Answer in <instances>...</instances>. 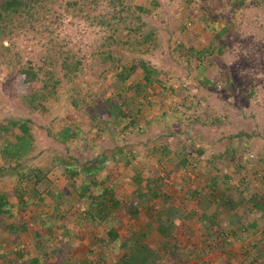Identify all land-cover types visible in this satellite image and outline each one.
<instances>
[{
    "label": "rangeland",
    "instance_id": "obj_1",
    "mask_svg": "<svg viewBox=\"0 0 264 264\" xmlns=\"http://www.w3.org/2000/svg\"><path fill=\"white\" fill-rule=\"evenodd\" d=\"M24 2L0 33V190L18 202L24 169L28 206L0 214V264H122L134 232L167 216L165 197L177 226L144 239L160 264H194L196 253L207 264H264V0ZM142 61L151 82L138 85L141 66L123 81L118 73ZM154 97L175 109L167 135L184 163L174 178L155 162L160 130H147ZM14 120L27 122L31 145ZM140 123L147 129L135 133ZM16 142L31 147L18 167L1 155ZM127 153L132 163H119ZM102 155L118 159L95 169L121 206L109 220H84L83 171ZM37 168L45 201L32 193ZM152 173L160 195L133 216L128 206ZM5 221L26 229L7 234Z\"/></svg>",
    "mask_w": 264,
    "mask_h": 264
},
{
    "label": "trees",
    "instance_id": "obj_2",
    "mask_svg": "<svg viewBox=\"0 0 264 264\" xmlns=\"http://www.w3.org/2000/svg\"><path fill=\"white\" fill-rule=\"evenodd\" d=\"M23 5H26L24 0H4L2 4H0V33H4L8 29L10 21L14 20V17L19 11H21ZM12 30L13 29L10 26L9 32H12ZM138 66L144 68L145 71L144 78L146 80V83L151 82L152 69L148 67L145 61H142L141 64H132L128 69L124 68V70L122 72H119L118 74L123 79V81H126L128 77H130V75L138 68ZM135 119L136 118L131 119V121L127 122V125L124 126V129L119 131L118 133L119 136H117L119 140L126 138L127 131L125 129L127 127L128 128L130 127L129 123H136ZM12 123L14 125L20 126L22 131L25 133L22 136L23 137L22 139H28L30 144L31 143V135L29 132L30 127L27 124V122L26 121L19 122L17 120H14L12 121ZM65 131L69 132V128H67ZM29 144L26 143V145L21 146L18 145V142H16L15 144L9 143L8 145L4 146L1 149L2 158L5 159V161H7L8 163H12V161L15 159L16 160L15 167H18L20 161H22V156L24 155V153H27L31 148L28 146ZM108 158L115 159L114 156L108 157L107 155H102L96 157L93 160L94 163L92 162L90 163V166L88 165L84 168L85 171L83 172H85V175L88 178V183L85 184L81 192H78L81 198L86 197L89 200V206L84 210V213L81 214V218H83L84 220L100 221V222L103 220L104 221L109 220L110 216L114 213V210L117 207L121 206V201L115 195L113 186H109V185L106 186L104 182L99 181L97 178L98 170L95 169V166L97 165V163L98 164L106 163V160ZM1 167L4 168L5 166L3 165ZM67 169L70 172L71 176H76L81 172L72 167H68ZM41 172H42L41 168H37L35 170L34 172L35 179L33 180L32 176L30 177L31 184L33 185L37 184L45 179V177ZM18 176H19V182H17L18 187L16 189L18 193L17 196L18 202L16 203L18 204L16 203L14 204V202L13 203L10 202L6 198L7 194H5L0 190V205L3 206V208H1L2 210L0 211V214L2 212L3 214L4 213L12 214L13 211L18 208V206H22V205L28 206V200H26L27 189L23 185V182L25 181L24 179L26 178L25 176H30V175L27 174V172L24 171V169H21L18 172ZM160 179L162 178L158 177L157 175H155L154 178L153 177L146 178L144 188L141 190V192H138L140 196L139 200L141 202L136 200V202H133L128 206L131 215L136 216L137 214H139L141 209L145 208L144 206L145 204L149 203L150 200H152L153 198L155 199L160 195L158 187L156 186L157 183H155L158 182V180ZM142 180L145 179L139 178L138 183H141L140 181ZM95 188L99 189L98 193L94 192ZM32 193L33 195L36 196L38 195V197L41 200L45 201V198L41 196L40 192L38 191L35 185L32 187ZM46 193L48 195L53 192L46 191ZM165 201L167 202V205L170 206V208L167 209V214H166L167 216L166 217L162 215L158 216L159 223L157 226H152V224L150 223L149 225L146 226L147 228H142L139 231L134 232V234L132 235L133 238L132 240H130L131 244L125 248L126 249L125 254L122 256L120 260L122 261V264H160V262H158L157 260V254H158L157 250L154 247H151L147 242H145L144 239L147 238L150 229L155 228L157 232L160 233L163 237H168L172 235V231L174 227L177 226L174 219L176 218L178 210L177 208H172L174 205H172L173 203L169 201L168 197H165ZM55 208L56 210L58 209V211H60V206H56ZM3 226L6 228L5 232L7 234L9 233L20 234L23 233L22 231L26 229L25 227L20 228V226L8 223L6 221L4 222ZM37 233L40 234L39 232ZM108 235L110 239L113 240H116V238H118V232L116 231L115 228H110L108 230ZM261 238L263 239V237ZM167 244H172V242L171 243L167 242ZM171 246L173 245H168L167 248ZM2 254L3 252L1 250V243H0V257L2 256ZM34 261L37 262L38 258H35ZM197 264H202V263L198 261Z\"/></svg>",
    "mask_w": 264,
    "mask_h": 264
},
{
    "label": "crops",
    "instance_id": "obj_3",
    "mask_svg": "<svg viewBox=\"0 0 264 264\" xmlns=\"http://www.w3.org/2000/svg\"><path fill=\"white\" fill-rule=\"evenodd\" d=\"M136 72H138L139 73V75H140V72H139V70H137ZM139 84L138 85H142L141 83H143V85H146L147 83H146V80H145V78L144 79H142L141 77L139 78ZM167 82V81H166ZM157 85V83H155V84H153V86H156ZM158 85L160 86H162V84H160V83H158ZM144 88H145V86H144ZM168 90V89H167ZM158 91H159V89H158ZM173 96V95H172ZM155 97H157V95L155 96ZM154 97V103H152L153 104V106L154 107H152L151 105L152 104H150V105H148L147 107L149 108V121L152 123L151 124V129L150 128H148L147 129V127L145 126V128H144V124L143 123H140V126H139V130L137 131V132H135V133H142V132H145L146 131V129L149 131V132H151V133H154V131H153V128H154V130H156V129H158V130H160V133L157 135V136H155V137H153V141L152 142H155V141H157V140H160L159 141V146H155L154 147V149H155V151H153L155 154H157V157H156V155L154 154V156L156 157V160H155V162L157 163V164H159V165H162V166H164V167H166L165 169L167 170V171H169L170 172V174L173 176V178H174V176H175V174L177 175H180L179 173H177L178 172V170H180V167L183 165V161L182 160H180V158H178V151L179 150H181V148H182V146H177V144H174L173 142H172V139H173V136L175 135V134H173V135H167V133H169L170 131V129H169V127H170V124H171V121H172V114H173V111L175 110L174 108H173V106H169L168 105V103L167 104H161V102H160V105H162V107L161 106H159L157 103H156V101L158 100H156V98ZM171 97V96H170ZM161 98H164V97H161ZM173 98V97H172ZM174 98H176V99H178L177 97H174ZM181 98V97H180ZM159 101V100H158ZM169 102H170V100H169ZM157 104V105H156ZM156 105V106H155ZM152 107V108H151ZM161 107V108H160ZM175 117V116H174ZM154 123V124H153ZM149 124V123H148ZM148 127H149V125H148ZM150 129V130H149ZM147 131V132H148ZM148 132V133H149ZM158 133V132H157ZM171 133V132H170ZM155 134V133H154ZM127 138H128V135L126 134V138L125 139H121V140H119L118 142L119 143H124V145H126L125 143H127L128 142V140H127ZM169 139V140H168ZM156 143V142H155ZM161 144V145H160ZM148 145H152L151 143H149ZM139 148V147H138ZM140 149V148H139ZM160 152V153H158V152ZM128 154V153H127ZM160 155V156H159ZM137 156H139V155H137ZM124 157H125V155H124ZM132 157H133V155H131V156H129V154L126 156V158H123V160L121 159V158H119V163H125L126 165H128V163L130 162V163H132L131 162V159H132ZM117 159V158H116ZM116 159H113V158H108L107 160H106V163H102V165H104V167L108 164V165H110V164H112V161L113 160H115V162L118 160H116ZM138 159V158H137ZM186 162H188L187 160H185ZM114 163V162H113ZM141 163H146V162H141ZM124 167H125V165H123ZM113 167V166H112ZM158 171V170H157ZM153 175H157L158 173H156V174H154V173H152ZM146 176H147V174H146ZM203 224V223H202ZM204 225V224H203ZM199 245H201L199 242H197V247L199 246ZM192 246L196 249V250H198L197 248H196V244L194 243V244H192ZM191 246V247H192ZM203 246H204V244H203ZM24 251V249H22V252ZM203 252L204 251H202V254H203ZM24 253V252H23ZM196 255H197V257H196V259L194 260L195 261V263L194 264H197V262L198 261H200L201 263H203L204 262V264H207L208 263V261H205L204 260V257L202 256L201 258L203 259V260H200V254H197L196 253ZM211 257V256H210Z\"/></svg>",
    "mask_w": 264,
    "mask_h": 264
},
{
    "label": "built area",
    "instance_id": "obj_4",
    "mask_svg": "<svg viewBox=\"0 0 264 264\" xmlns=\"http://www.w3.org/2000/svg\"><path fill=\"white\" fill-rule=\"evenodd\" d=\"M191 23V22H190ZM162 175H165V173L163 172Z\"/></svg>",
    "mask_w": 264,
    "mask_h": 264
}]
</instances>
